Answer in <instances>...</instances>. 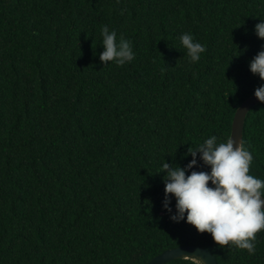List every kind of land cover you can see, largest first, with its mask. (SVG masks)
<instances>
[{"label": "trees", "instance_id": "obj_1", "mask_svg": "<svg viewBox=\"0 0 264 264\" xmlns=\"http://www.w3.org/2000/svg\"><path fill=\"white\" fill-rule=\"evenodd\" d=\"M261 22L264 0H0V264H148L186 245L264 264V230L249 254L180 219L162 168L210 172L189 149L226 142L264 87L250 70ZM105 26L131 61L101 60ZM242 146L264 180V103Z\"/></svg>", "mask_w": 264, "mask_h": 264}, {"label": "clouds", "instance_id": "obj_2", "mask_svg": "<svg viewBox=\"0 0 264 264\" xmlns=\"http://www.w3.org/2000/svg\"><path fill=\"white\" fill-rule=\"evenodd\" d=\"M256 31L264 38V22L256 25ZM101 35L105 49L102 61L123 65L134 58L128 41L121 38L117 43L115 31L105 26ZM180 42L191 61H199L204 47L188 33L180 37ZM250 70L264 79V52L255 57ZM255 96L264 103V87L257 89ZM197 151L210 166V172L193 171L186 176L184 169H169L167 163L162 164L167 170L165 192L175 197L179 218L186 216L187 223L201 233L211 234L220 246L231 245L253 254L256 234L264 230V180L249 174L251 153L233 139L218 142L216 136L204 140L194 150L189 149L194 157ZM195 163L193 159L188 168Z\"/></svg>", "mask_w": 264, "mask_h": 264}, {"label": "water", "instance_id": "obj_3", "mask_svg": "<svg viewBox=\"0 0 264 264\" xmlns=\"http://www.w3.org/2000/svg\"><path fill=\"white\" fill-rule=\"evenodd\" d=\"M255 93L248 96L236 109L231 123L230 139L243 145L244 125L251 109L261 104ZM235 146V145H234ZM264 199V197H262ZM192 260L200 264H218L215 256L204 248L186 245L168 249L148 264H167L175 260Z\"/></svg>", "mask_w": 264, "mask_h": 264}]
</instances>
